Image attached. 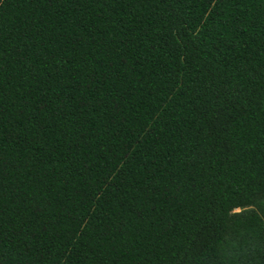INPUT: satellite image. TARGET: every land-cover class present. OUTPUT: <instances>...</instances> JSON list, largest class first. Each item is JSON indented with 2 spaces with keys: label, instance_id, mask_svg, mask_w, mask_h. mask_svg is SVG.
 I'll list each match as a JSON object with an SVG mask.
<instances>
[{
  "label": "trees",
  "instance_id": "1",
  "mask_svg": "<svg viewBox=\"0 0 264 264\" xmlns=\"http://www.w3.org/2000/svg\"><path fill=\"white\" fill-rule=\"evenodd\" d=\"M0 264H264V0H0Z\"/></svg>",
  "mask_w": 264,
  "mask_h": 264
}]
</instances>
